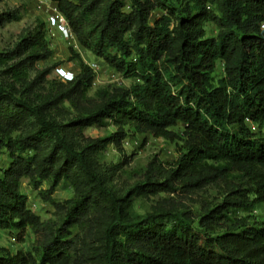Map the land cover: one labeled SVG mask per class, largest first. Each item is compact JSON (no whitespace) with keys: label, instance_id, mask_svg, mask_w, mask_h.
Wrapping results in <instances>:
<instances>
[{"label":"trees","instance_id":"1","mask_svg":"<svg viewBox=\"0 0 264 264\" xmlns=\"http://www.w3.org/2000/svg\"><path fill=\"white\" fill-rule=\"evenodd\" d=\"M50 1L80 50L139 82L99 90L86 104L93 75L83 65L72 81L37 93L50 71L34 80L30 71L53 55L44 23L0 53V152L10 160L0 166V232L19 243L34 236L23 252L0 247V264H264V219L254 215L264 208V0ZM19 20L6 13L0 25ZM207 24L216 37H206ZM66 102L77 115L61 121ZM107 126L116 132L84 135ZM131 131L170 141L179 158L168 169L152 162L121 191L117 166L99 157ZM24 180L50 183L49 194L63 181L73 188L60 224L31 211ZM220 182L222 201L199 214L171 197L136 211L138 200Z\"/></svg>","mask_w":264,"mask_h":264},{"label":"rangeland","instance_id":"2","mask_svg":"<svg viewBox=\"0 0 264 264\" xmlns=\"http://www.w3.org/2000/svg\"><path fill=\"white\" fill-rule=\"evenodd\" d=\"M54 7L52 1L47 0L45 7H40L35 0H0V16L6 13H15L20 17L19 21H13L0 25V53L13 51L16 46L30 33H34L41 23H44L47 31L46 40L53 55L43 62L37 63L30 71V80H34L37 75L49 70L46 83L37 88V93L45 94L51 88L58 86L62 80L58 77L56 69H63L67 72L79 74L83 65L91 69L93 82L88 90L87 97L90 103L96 99V93L99 90L112 87L130 88L139 80L131 75L117 73L104 62L89 51H82L74 39L66 38L59 31L50 28L48 15ZM162 12L153 13V19L161 15ZM206 37H216L217 31L214 26L207 24L205 26ZM4 68L0 66V72ZM222 67L219 66L215 72L216 77H221ZM0 76V81H1ZM17 90L20 86H17ZM61 121L74 119L77 115L75 108L66 102L63 106ZM255 132H259L257 127L249 124ZM176 131H182V126L176 128ZM116 132L113 126L91 127L85 130L86 138L98 139L105 138ZM129 137L122 143L121 147L110 144L99 159L101 164L110 169L117 166L112 174L113 185L116 189L127 191L135 184L143 180L148 166L158 161L164 169H168L179 158L178 148L175 144L162 138H155L151 134L139 135L135 131L129 132ZM264 133V127L262 128ZM10 163L8 154L5 150L0 152V166L8 167ZM114 170V169H113ZM237 182V181H235ZM224 182L215 186L206 188L199 192L178 191L177 193L167 195L161 194L158 197L138 200L136 211L145 214L150 211L151 206L159 198H168L175 203L183 204L185 210L199 214L203 204L211 203L213 205L222 201L225 190ZM50 183H43L39 188H33L28 180L22 183V192L27 197V205L33 213L38 215L44 222L55 221L61 223L64 219L62 206L74 198L73 188L63 181L52 194H49ZM244 189L247 186L244 185ZM258 218L264 219V208L254 212ZM34 241V236L29 230L26 233L25 240L19 243L16 236L10 232H0V247L9 249L12 253L26 251Z\"/></svg>","mask_w":264,"mask_h":264},{"label":"built area","instance_id":"3","mask_svg":"<svg viewBox=\"0 0 264 264\" xmlns=\"http://www.w3.org/2000/svg\"><path fill=\"white\" fill-rule=\"evenodd\" d=\"M40 7H45L47 5V0H35ZM48 22L50 28L55 31H59L66 38L74 39V35L71 32L66 19L57 11V8L54 6L51 12L48 15ZM261 28L264 30V23L261 25ZM58 77L62 80V82L66 83L72 81L74 78V74L71 72H67L63 69H56Z\"/></svg>","mask_w":264,"mask_h":264}]
</instances>
